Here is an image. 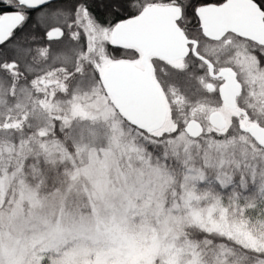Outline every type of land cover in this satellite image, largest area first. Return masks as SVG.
<instances>
[{"label":"snow or ice","instance_id":"1","mask_svg":"<svg viewBox=\"0 0 264 264\" xmlns=\"http://www.w3.org/2000/svg\"><path fill=\"white\" fill-rule=\"evenodd\" d=\"M0 264H264V0H0Z\"/></svg>","mask_w":264,"mask_h":264}]
</instances>
